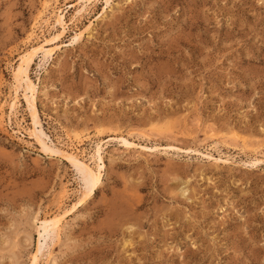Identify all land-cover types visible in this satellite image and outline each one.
Masks as SVG:
<instances>
[{
    "label": "rangeland",
    "instance_id": "374dc122",
    "mask_svg": "<svg viewBox=\"0 0 264 264\" xmlns=\"http://www.w3.org/2000/svg\"><path fill=\"white\" fill-rule=\"evenodd\" d=\"M57 1L0 0V264H29L66 211L39 264H264V0ZM45 40L28 78L49 152L17 74ZM98 141L80 205L61 153Z\"/></svg>",
    "mask_w": 264,
    "mask_h": 264
},
{
    "label": "bare ground",
    "instance_id": "6f19581e",
    "mask_svg": "<svg viewBox=\"0 0 264 264\" xmlns=\"http://www.w3.org/2000/svg\"><path fill=\"white\" fill-rule=\"evenodd\" d=\"M56 1L57 0H55V3H56ZM83 1L86 4L90 5V4L94 3L96 0H83ZM109 1L110 0H108L107 2H109ZM51 5H49L47 3V5L44 8V10L48 11L49 10L48 8L51 7ZM75 6H77V5H73L72 4V5L68 6L67 8H74ZM80 11L81 10H79L77 13H79ZM49 13H50V11H49ZM51 14L54 15L53 24H55V23L58 24L59 27L62 28V32L61 33H64L65 30H66L67 25H66V23L63 20V16H62L63 11L61 9H59V8H55L54 7V8H52V13ZM39 23H41V22H39ZM42 23L45 25V27L51 26L50 22H49V19L42 20ZM53 26H51V27H53ZM75 36L76 37L74 39V42L78 41L81 38L82 33L79 32ZM47 43H48V41H46V40L45 41H41V42L37 43L36 45L31 46L25 52H23V54L21 56H19V59H18L20 63H19V70H18V73H17L18 76H19V80H20V86L23 89V95L22 96H23V98H24V100L26 102V107H27V110H28L30 118H31V123H32V127H33L32 135H33L35 141L40 146L41 151H43V152H49L50 148L46 144L45 139L42 138V137H45V135L43 134V132L40 129L41 127H40V123H39V119H38V114H37V111H36V105H35V102H36V100H35V91H36L35 87L36 86H35L34 83H32L29 80L28 72H29L31 66H33V64L35 63V60L40 55V53H43L47 49L46 48V44ZM9 108L11 109L10 116H13L14 115V108H13L12 105ZM120 142H122V144H124L125 146L137 147L136 145H134L132 143H129L125 138H121ZM103 145H104V143H102V142H99V143H97L95 145L94 152L92 153V156H91V159H90L91 162L81 161L76 156H73V155H71L69 153H61V154H63L62 156L64 157V159H66V161L70 162V164L73 167L76 168V170L78 171V173L82 177V181H83V189H82L83 198L80 199V205L85 203V201H87L91 196H93L94 192L97 190V188L99 187V185L101 183L102 168H103V165H104L103 164V159H102V157H103L102 156L103 155ZM167 148L170 149V150L176 151V152H182L183 151L182 149L174 147V146H171V145L167 146ZM92 163H94L93 167H92ZM64 193H66V192H64ZM60 198L62 199L63 197H60ZM67 213H68V211H66V212H64L63 214H60V215L57 214V215L52 216V217H45V218L41 219V223H40V226H39L40 233H39V240H38V248H37L36 253H34L32 255L31 261H30L29 264H39L38 263L39 259L42 256L40 239L44 235H46L47 233H51L53 236L57 237L58 234H59V231H60L61 223L64 221L66 215H68Z\"/></svg>",
    "mask_w": 264,
    "mask_h": 264
}]
</instances>
